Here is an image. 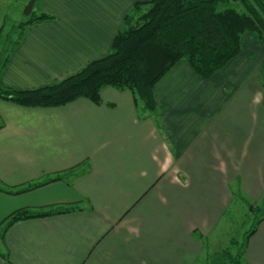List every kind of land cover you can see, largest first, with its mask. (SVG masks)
Here are the masks:
<instances>
[{
    "label": "crops",
    "instance_id": "obj_1",
    "mask_svg": "<svg viewBox=\"0 0 264 264\" xmlns=\"http://www.w3.org/2000/svg\"><path fill=\"white\" fill-rule=\"evenodd\" d=\"M140 1L148 0H45L42 10L57 20L27 30L4 85L52 86L107 57ZM154 95L152 112L131 91L111 87L99 104L81 98L29 108L4 100L0 264H203L207 244L235 245L236 235L217 232L235 200L264 215V43L257 34H245L241 53L209 79L179 61ZM20 169L29 172L24 179L15 177ZM25 184L41 186L7 193ZM72 207L4 231L19 210ZM242 261L264 264V219Z\"/></svg>",
    "mask_w": 264,
    "mask_h": 264
},
{
    "label": "trees",
    "instance_id": "obj_2",
    "mask_svg": "<svg viewBox=\"0 0 264 264\" xmlns=\"http://www.w3.org/2000/svg\"><path fill=\"white\" fill-rule=\"evenodd\" d=\"M38 1L43 5L45 0ZM38 1L27 20L14 26L8 34L6 42L11 47L0 52V55L6 53L0 67V99L22 107L54 108L81 98L99 104L102 90L111 87L131 91L135 101H141L152 112L157 107L155 86L179 61L186 60L198 75L209 79L241 53L245 34L255 33L264 43V0L140 1L123 19V27L107 57L90 63L81 72L55 85L35 90L13 89L4 85L1 78L25 33L32 26L57 20L56 16L44 12ZM3 31L2 25L0 37ZM17 33L18 38L13 40ZM40 186L32 184L7 193L20 195ZM74 210L73 207L49 213L19 210L5 220L4 231L20 221ZM263 219L260 213L234 256L226 251L229 258L233 257V264H243L248 240ZM6 258L9 260V255Z\"/></svg>",
    "mask_w": 264,
    "mask_h": 264
},
{
    "label": "rangeland",
    "instance_id": "obj_3",
    "mask_svg": "<svg viewBox=\"0 0 264 264\" xmlns=\"http://www.w3.org/2000/svg\"><path fill=\"white\" fill-rule=\"evenodd\" d=\"M29 1L30 0H0V27L2 25L4 26V31L0 37V52L2 49L6 47L7 49L11 47V45L8 44V42L6 41L8 34L15 29L14 26H17L20 22H24L27 20V16L25 15V9ZM38 4L41 7L42 2L38 1ZM17 38H18V33L14 34L12 39L16 40ZM253 56L256 57V55ZM5 58H6V53L4 55H0V67L2 66ZM1 81L3 82V77L1 78ZM6 104L9 103H6V101L0 99V115L2 113L3 114L5 113ZM27 173H29L27 169L25 170L20 169V172H18L15 177L16 179H24V176ZM14 188L18 189V187H14ZM259 213L260 212L258 211L257 208H255V210L253 211L250 206H247L245 203H242L241 201L238 200H235V202L228 208L225 217L223 218L222 223H220L219 229L217 231L220 232V230H222L223 228V231L228 233L231 232L233 235H236L235 241L237 242V244L229 247L226 250L228 254L234 256L235 252L237 253L239 246H241V244L243 243L245 234L252 229L253 225L257 220ZM230 226H231V230H230ZM206 247H207V252H209V257L206 260L203 259L204 261L203 264H233V257L229 258L230 255L226 254V251H221V249H218L217 246L215 247L216 249H213L209 244H207ZM224 253L225 255H223Z\"/></svg>",
    "mask_w": 264,
    "mask_h": 264
},
{
    "label": "water",
    "instance_id": "obj_4",
    "mask_svg": "<svg viewBox=\"0 0 264 264\" xmlns=\"http://www.w3.org/2000/svg\"><path fill=\"white\" fill-rule=\"evenodd\" d=\"M37 1L38 0H30L29 1L28 5L26 6V9H25V15L27 17L30 16L33 13Z\"/></svg>",
    "mask_w": 264,
    "mask_h": 264
}]
</instances>
